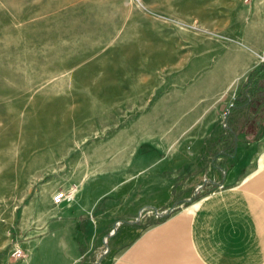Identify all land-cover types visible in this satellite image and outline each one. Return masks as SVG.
Masks as SVG:
<instances>
[{
	"label": "rangeland",
	"instance_id": "374dc122",
	"mask_svg": "<svg viewBox=\"0 0 264 264\" xmlns=\"http://www.w3.org/2000/svg\"><path fill=\"white\" fill-rule=\"evenodd\" d=\"M256 2L0 0L2 255L17 260L10 247L34 243L53 214L95 207L116 177L160 209L143 207L144 222L174 209L172 175L204 173L188 200L218 187L212 169L233 153L231 128L264 126V110L230 112L249 70L237 49L262 42L251 38Z\"/></svg>",
	"mask_w": 264,
	"mask_h": 264
},
{
	"label": "crops",
	"instance_id": "0c3cea01",
	"mask_svg": "<svg viewBox=\"0 0 264 264\" xmlns=\"http://www.w3.org/2000/svg\"><path fill=\"white\" fill-rule=\"evenodd\" d=\"M255 8L261 24H256L251 38L261 36L262 42L259 49L251 47L247 55L237 49V59L244 56L249 70L235 100L250 97L249 75L264 65L255 63L256 54H264L263 1L258 0ZM243 109L261 114L264 98L260 103L254 99L231 114ZM231 133L235 137L233 153L224 150L220 154L224 164L212 169V180L218 184L215 189L188 200L204 173L172 175V182H182L173 195L174 209L144 222L138 219L143 207L160 209L152 206L154 201L147 193L116 189L127 179L116 177L108 181L109 190L98 197L95 207H76L61 217L53 214L46 221L50 230L22 246L28 257L16 260L2 255L9 242L0 240V264H86L102 236L119 220L123 223L111 239L112 254L103 264H264V126L258 128L257 122L251 121L246 127L231 128ZM87 197L83 193L79 199ZM15 246L10 247V254Z\"/></svg>",
	"mask_w": 264,
	"mask_h": 264
},
{
	"label": "built area",
	"instance_id": "2783aa9c",
	"mask_svg": "<svg viewBox=\"0 0 264 264\" xmlns=\"http://www.w3.org/2000/svg\"><path fill=\"white\" fill-rule=\"evenodd\" d=\"M261 61H262V63H264V56H262ZM76 193H77V189L75 187L71 188L69 190H61L53 196V204L55 206H61L64 203L71 202L75 199ZM159 215H163V214L161 213ZM121 223H122V221H118L115 224L112 232L109 233L108 235L104 236L103 240H104L105 246L107 245L106 249L103 252L97 253L95 258L90 259L86 264H103L104 258L106 257V255L110 251V248L108 245L109 237H112L116 233V231L118 230ZM12 256L20 259V258H23L25 256V254H24V251L21 247H16L12 251Z\"/></svg>",
	"mask_w": 264,
	"mask_h": 264
},
{
	"label": "trees",
	"instance_id": "16d2710c",
	"mask_svg": "<svg viewBox=\"0 0 264 264\" xmlns=\"http://www.w3.org/2000/svg\"><path fill=\"white\" fill-rule=\"evenodd\" d=\"M247 87H249L248 93L250 97L246 100L236 98L230 112L239 107L247 106L254 99L260 103L264 98V65L258 66L250 73Z\"/></svg>",
	"mask_w": 264,
	"mask_h": 264
}]
</instances>
